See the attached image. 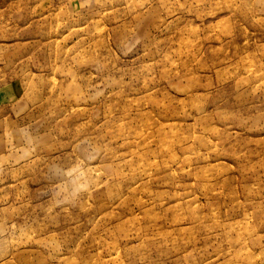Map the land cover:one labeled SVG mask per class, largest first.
<instances>
[{"label":"rangeland","instance_id":"rangeland-1","mask_svg":"<svg viewBox=\"0 0 264 264\" xmlns=\"http://www.w3.org/2000/svg\"><path fill=\"white\" fill-rule=\"evenodd\" d=\"M0 264H264V0H0Z\"/></svg>","mask_w":264,"mask_h":264}]
</instances>
